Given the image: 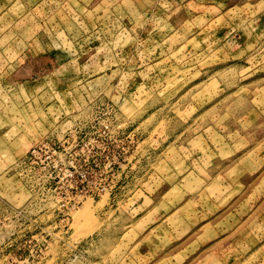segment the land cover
<instances>
[{
  "label": "rangeland",
  "instance_id": "obj_1",
  "mask_svg": "<svg viewBox=\"0 0 264 264\" xmlns=\"http://www.w3.org/2000/svg\"><path fill=\"white\" fill-rule=\"evenodd\" d=\"M45 142L89 194L64 229L19 165ZM208 220L264 264V0H0V264H148Z\"/></svg>",
  "mask_w": 264,
  "mask_h": 264
},
{
  "label": "built area",
  "instance_id": "obj_2",
  "mask_svg": "<svg viewBox=\"0 0 264 264\" xmlns=\"http://www.w3.org/2000/svg\"><path fill=\"white\" fill-rule=\"evenodd\" d=\"M19 165L40 184L43 191L40 199L44 200V204L49 203L48 209L50 212L53 210L60 227L66 228L72 214L89 194L80 189L74 166L64 160V148L48 142L34 146ZM34 188L37 190L36 185Z\"/></svg>",
  "mask_w": 264,
  "mask_h": 264
},
{
  "label": "crops",
  "instance_id": "obj_3",
  "mask_svg": "<svg viewBox=\"0 0 264 264\" xmlns=\"http://www.w3.org/2000/svg\"><path fill=\"white\" fill-rule=\"evenodd\" d=\"M192 172V171H191ZM189 174V173H188ZM187 175V174H186ZM193 175V180L197 179L200 180L201 178H197L196 176ZM210 178V177H209ZM211 180L212 177L210 178ZM208 183H212L211 181H209ZM191 193V192H190ZM193 196H197L199 197V193H191ZM198 200V199H196ZM189 199H183L182 201H180L179 203L177 202V210L175 212H177V220H180L181 217L185 218L188 217L189 219L192 218H196L197 216L195 214H192L189 212V214H187L186 211L189 210V208L191 207L190 204H188ZM171 213V215H175L174 213ZM213 220V219H212ZM219 225L217 224H213L212 221H205L203 224H200L197 229H195V231H190L191 228H187L184 231L186 232H193V233H198V235L186 242H179L177 243V247L174 245L173 247H170L169 249L165 248V244L161 245V244H154L151 243L150 248L151 251L156 252H161L162 253V259L154 262L151 261L148 262V264H159L161 261H168L170 264H174L175 263V258L177 261V264H183L185 262V260L191 256L192 254H196L195 258H199L201 257V260L197 262V264H203V262L208 258V261H210L213 264H222V262L218 259L220 256L222 257H226V255L229 254V252L234 251V247L231 245L234 244L236 247L238 246V242L237 240H235V235H239L238 233H236L238 231L239 228H242V226L240 225V223L234 225L232 228H226L225 230H219L218 228ZM154 231H160L157 232L156 234L153 233ZM167 228L163 225H155V227L151 228V230L149 231V234L151 233V235H148L147 237L149 238H155L156 237L159 238H164V236H161V234L163 232H166ZM182 231V230H180ZM183 231V232H184ZM240 231V230H239ZM144 232L148 233L147 229L144 230ZM178 232V231H177ZM219 232H223V234H221V236H219V238H216ZM209 235V237L205 238V243H201L200 239ZM240 236V235H239ZM146 237V236H145ZM169 238V237H168ZM226 244H228V246L226 248H223V244L224 242H226ZM142 242V240L138 243L140 244ZM173 242V241H171ZM170 242V243H171ZM206 244V245H205ZM222 246L221 247V251L217 250V246ZM201 246H203L201 248ZM138 247H142L141 244ZM223 249V250H222ZM170 250V251H169ZM216 250V251H215ZM169 251V252H168ZM198 251V252H197ZM145 252H148V250H145ZM197 252V253H196ZM146 254V253H144ZM140 255V253H139Z\"/></svg>",
  "mask_w": 264,
  "mask_h": 264
},
{
  "label": "bare ground",
  "instance_id": "obj_4",
  "mask_svg": "<svg viewBox=\"0 0 264 264\" xmlns=\"http://www.w3.org/2000/svg\"><path fill=\"white\" fill-rule=\"evenodd\" d=\"M88 214L86 213V211H85V216H87Z\"/></svg>",
  "mask_w": 264,
  "mask_h": 264
}]
</instances>
